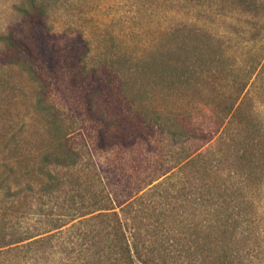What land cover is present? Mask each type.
Wrapping results in <instances>:
<instances>
[{
    "label": "trees",
    "instance_id": "1",
    "mask_svg": "<svg viewBox=\"0 0 264 264\" xmlns=\"http://www.w3.org/2000/svg\"><path fill=\"white\" fill-rule=\"evenodd\" d=\"M14 11L0 34V264H262L249 75L209 102L153 101L226 73L214 37L191 30L133 70L89 67L88 40L56 33L44 0ZM16 70L31 81L25 113Z\"/></svg>",
    "mask_w": 264,
    "mask_h": 264
},
{
    "label": "rangeland",
    "instance_id": "2",
    "mask_svg": "<svg viewBox=\"0 0 264 264\" xmlns=\"http://www.w3.org/2000/svg\"><path fill=\"white\" fill-rule=\"evenodd\" d=\"M44 1L48 21L56 33L79 29L88 40L89 67L105 63L113 65L114 69L133 70L134 65L145 59L150 61L165 52L174 46L175 40L186 37L191 30H198L207 38L214 37L215 43L226 53V73L215 71L208 79L203 76L205 79L200 82L204 87L202 93L190 88L178 92L175 100L159 94L153 101L157 104L170 101L191 106L201 100L209 102L224 93H231L233 85H242V79L249 75V96L264 119V0ZM19 2L0 0V34L19 20L14 11ZM253 67L257 70L251 76L249 71ZM7 74L24 87L23 106L18 105L17 109L25 113L28 108L26 102L31 100V81L19 70ZM128 76L131 77V74ZM140 79L147 87L146 77L142 75ZM10 94L15 98L12 92ZM130 97L128 100H131ZM13 101L19 103L10 97L6 99L11 104ZM262 220L264 229V211Z\"/></svg>",
    "mask_w": 264,
    "mask_h": 264
}]
</instances>
